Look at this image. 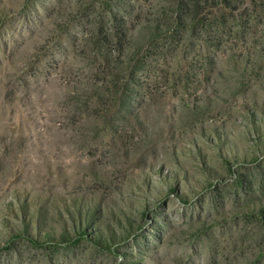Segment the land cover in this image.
Masks as SVG:
<instances>
[{"label":"rangeland","instance_id":"374dc122","mask_svg":"<svg viewBox=\"0 0 264 264\" xmlns=\"http://www.w3.org/2000/svg\"><path fill=\"white\" fill-rule=\"evenodd\" d=\"M0 264H264V0H0Z\"/></svg>","mask_w":264,"mask_h":264}]
</instances>
